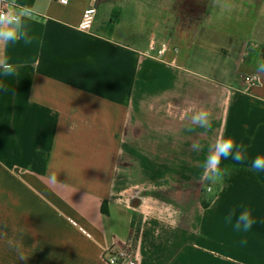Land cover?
Listing matches in <instances>:
<instances>
[{
  "label": "crops",
  "instance_id": "0c3cea01",
  "mask_svg": "<svg viewBox=\"0 0 264 264\" xmlns=\"http://www.w3.org/2000/svg\"><path fill=\"white\" fill-rule=\"evenodd\" d=\"M18 2L36 16L31 45L0 46L20 65L0 93V264H108L133 222L138 264H264V172L250 167L264 155V77L244 81L264 58V0ZM93 3L91 32L78 30ZM154 39L169 44L162 58L147 54ZM191 104L210 131L187 130ZM221 136L247 160L198 182ZM244 208L256 223L236 232L225 217Z\"/></svg>",
  "mask_w": 264,
  "mask_h": 264
},
{
  "label": "clouds",
  "instance_id": "9594fccd",
  "mask_svg": "<svg viewBox=\"0 0 264 264\" xmlns=\"http://www.w3.org/2000/svg\"><path fill=\"white\" fill-rule=\"evenodd\" d=\"M36 9L21 4L18 0H0V46L7 48L9 44H15L23 41L25 45H31L34 37L30 35L28 21L34 19ZM19 64L12 63L9 58L0 57V93H6L10 87L7 78L19 75ZM264 77V58L257 59L255 64L254 79ZM190 114L185 125L189 132L195 128L210 131L212 129L211 112L204 107H197L195 104L189 105L186 110ZM204 145L199 140H195L191 144V150L199 153L203 150ZM231 160L234 164H243L247 160V147L243 143H237L232 137H218L214 143L208 145L207 153L200 162L201 176L198 182H208L209 184H221L225 175L231 168L229 166L222 167V161ZM250 167L253 171L264 172V155L255 156ZM56 180V177L52 178ZM227 223L232 224L236 232H249L256 223L252 216V212L248 208L237 213L236 209H232L225 217ZM234 221V223H233ZM246 244V240L241 241ZM28 257L19 255L20 260Z\"/></svg>",
  "mask_w": 264,
  "mask_h": 264
},
{
  "label": "built area",
  "instance_id": "2783aa9c",
  "mask_svg": "<svg viewBox=\"0 0 264 264\" xmlns=\"http://www.w3.org/2000/svg\"><path fill=\"white\" fill-rule=\"evenodd\" d=\"M63 4H67L69 0H58ZM97 14V6L95 3L91 4L84 9L82 19L77 26V29L83 32H91L95 18ZM169 48V44H162L157 47L155 39L151 41L150 49L147 54L155 58H162ZM177 50V48H174ZM258 79L253 78V74L244 77V81L249 85L253 86L256 84ZM208 191H211L212 187L207 186ZM105 258L108 264H138L137 258L135 257V250L132 244V240L128 245L115 246L108 249L105 253Z\"/></svg>",
  "mask_w": 264,
  "mask_h": 264
},
{
  "label": "trees",
  "instance_id": "16d2710c",
  "mask_svg": "<svg viewBox=\"0 0 264 264\" xmlns=\"http://www.w3.org/2000/svg\"><path fill=\"white\" fill-rule=\"evenodd\" d=\"M49 159V153L46 151L38 150L34 154V159L32 164L30 165V170L37 173V174H44L47 168V163ZM202 204L204 207H207L209 205V200L207 201L206 198L204 197L202 199ZM133 230H132V244L133 246H136L137 241L140 236V230L141 226L140 223H134L132 224Z\"/></svg>",
  "mask_w": 264,
  "mask_h": 264
},
{
  "label": "rangeland",
  "instance_id": "374dc122",
  "mask_svg": "<svg viewBox=\"0 0 264 264\" xmlns=\"http://www.w3.org/2000/svg\"><path fill=\"white\" fill-rule=\"evenodd\" d=\"M208 192V191H207ZM210 192V191H209Z\"/></svg>",
  "mask_w": 264,
  "mask_h": 264
}]
</instances>
